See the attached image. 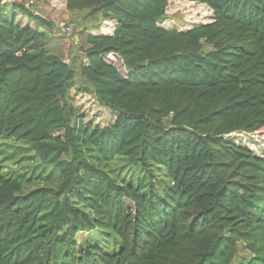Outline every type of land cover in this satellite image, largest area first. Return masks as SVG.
Masks as SVG:
<instances>
[{"label": "trees", "instance_id": "trees-1", "mask_svg": "<svg viewBox=\"0 0 264 264\" xmlns=\"http://www.w3.org/2000/svg\"><path fill=\"white\" fill-rule=\"evenodd\" d=\"M171 1L65 0L116 23L84 29L77 88L78 56L17 21L55 11L0 0V264H264V157L230 139L264 132V0H178L213 13L185 32Z\"/></svg>", "mask_w": 264, "mask_h": 264}, {"label": "rangeland", "instance_id": "rangeland-1", "mask_svg": "<svg viewBox=\"0 0 264 264\" xmlns=\"http://www.w3.org/2000/svg\"><path fill=\"white\" fill-rule=\"evenodd\" d=\"M44 1L48 4V7L55 11L51 14L50 18H53V21L57 24L56 32L51 31L48 27L41 24L36 19L29 18L28 16L19 15L17 21L23 27L30 26L47 34L49 36V43H51L55 47H57L58 44L63 47L62 49H64V57L78 56L77 88H79L83 84V80L79 73V64L82 59H84V54L81 51L82 47H84L83 44L85 42V36H82L84 29H92L98 26V30L92 31V34L105 35V33H108V28H111L113 30L115 26L111 23V25L107 26L108 28L104 27L102 28L103 31H101V27L104 23L100 24L99 21L97 22L90 19L87 20L85 18V14H79L75 16L64 15L67 14L65 13V0ZM194 4L195 5H192V3L172 0L169 3V7L167 9V19L160 27L164 30H178L185 32L212 23V11L205 5L197 3ZM39 6L41 8L44 7V5ZM45 8H47V6ZM62 12L64 13L62 14ZM61 21L69 22L68 25L71 28V32L69 35H66L59 30L58 25ZM107 61L115 66L123 77L128 76V72L126 71L122 60H120L117 56L111 55L107 58ZM71 95L73 96L74 102L79 109V115L82 116L84 121H86L87 123L94 122L96 124L106 125L109 121H111V114L105 109L101 108L92 97L80 95L78 93V90L76 89L72 91ZM230 139L235 140L237 144L246 145L256 155L264 157V132L260 134L258 133L256 135L235 134L230 136ZM7 143L9 144L7 145V147L3 148L4 152L1 151L2 153L5 154L9 151L12 153L16 152L15 154L17 159L22 158V156L26 154L27 149H22L28 148V145L26 143L18 142L19 144H17L13 143L12 141ZM13 146L15 148H13ZM12 149H14V151H12ZM12 153H9L8 156L4 159L6 165L12 167L13 169L22 171V167L19 166L18 163H15V161L12 160V158L9 156Z\"/></svg>", "mask_w": 264, "mask_h": 264}, {"label": "water", "instance_id": "water-1", "mask_svg": "<svg viewBox=\"0 0 264 264\" xmlns=\"http://www.w3.org/2000/svg\"><path fill=\"white\" fill-rule=\"evenodd\" d=\"M35 17L41 24L48 27L51 31L56 32L57 24L53 20H49L40 14H36Z\"/></svg>", "mask_w": 264, "mask_h": 264}, {"label": "built area", "instance_id": "built-area-1", "mask_svg": "<svg viewBox=\"0 0 264 264\" xmlns=\"http://www.w3.org/2000/svg\"><path fill=\"white\" fill-rule=\"evenodd\" d=\"M58 26H59V30L62 31L64 34L66 35L70 34L71 28L65 21H61Z\"/></svg>", "mask_w": 264, "mask_h": 264}, {"label": "crops", "instance_id": "crops-1", "mask_svg": "<svg viewBox=\"0 0 264 264\" xmlns=\"http://www.w3.org/2000/svg\"><path fill=\"white\" fill-rule=\"evenodd\" d=\"M173 1H176V0H173ZM187 3H190V2H187ZM111 23L112 24H114V26H116V23L115 22H108V23H104L103 25H102V27H101V31H103V29L102 28H104V27H107V26H109V25H111ZM108 28V27H107ZM114 29L115 28H113V30L111 29V28H108L106 31L108 32V33H105V35H112L113 34V31H114Z\"/></svg>", "mask_w": 264, "mask_h": 264}]
</instances>
